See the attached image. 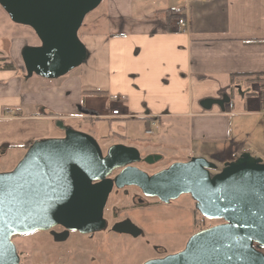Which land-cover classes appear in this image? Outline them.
Segmentation results:
<instances>
[{
  "label": "crops",
  "instance_id": "obj_1",
  "mask_svg": "<svg viewBox=\"0 0 264 264\" xmlns=\"http://www.w3.org/2000/svg\"><path fill=\"white\" fill-rule=\"evenodd\" d=\"M140 6L107 0L80 37L86 62L40 85L28 83L20 56L34 44L15 30L20 25L6 30L0 8V151L49 137L56 119L86 118L109 120L118 137L130 130L122 144L143 145L145 155L167 151L169 164L202 157L220 169L243 152L264 162V102L250 87L264 83V0ZM136 127L150 138L138 141Z\"/></svg>",
  "mask_w": 264,
  "mask_h": 264
},
{
  "label": "water",
  "instance_id": "obj_2",
  "mask_svg": "<svg viewBox=\"0 0 264 264\" xmlns=\"http://www.w3.org/2000/svg\"><path fill=\"white\" fill-rule=\"evenodd\" d=\"M101 1L0 0L9 19L29 27L39 41L20 50L26 79H57L86 62L89 52L78 31ZM54 126L62 137L27 141L17 164L0 171V264H18L15 235L55 225L83 234L104 230L110 193L130 186L163 203L187 194L204 218L221 221L192 234L178 253L145 264H264V162L259 157L243 152L220 169L190 157L149 174L135 164L153 165L161 154L142 157L136 147L122 143L103 152L96 139L64 120L56 119ZM131 227L137 228L124 220L113 230L131 232Z\"/></svg>",
  "mask_w": 264,
  "mask_h": 264
},
{
  "label": "rangeland",
  "instance_id": "obj_3",
  "mask_svg": "<svg viewBox=\"0 0 264 264\" xmlns=\"http://www.w3.org/2000/svg\"><path fill=\"white\" fill-rule=\"evenodd\" d=\"M106 1L107 0H102L97 8H95L85 16L78 31L79 38L84 33L86 24H88L97 13L99 14L105 8ZM184 2L185 0H141L142 7L140 6V9H145L146 6L151 9L179 8V6H182ZM2 15L4 22L2 24L7 31L10 30L11 32V27H15L14 25L18 24L13 23L5 12ZM16 27L18 28H15V30H20V33L26 36L34 45L39 44L36 35L29 27L22 25ZM7 31L6 33L9 34L10 32L8 33ZM75 69H73L72 71H75ZM29 79V84H33L35 81H38V85H40L47 81L36 75L32 76ZM259 82L260 81L258 80H254L253 83H250V87L253 91H256V95H259L260 98L262 96L261 93L263 89L262 87H264V83ZM65 122L72 126L74 129L91 135L99 143L103 152L106 151L110 142L114 141L117 138V140H120L121 143H128L126 139H128L131 134V131L129 130L126 138L118 137L116 134H114V129L110 127L109 120H89L84 118L75 120L66 119ZM134 134H136V138H138L137 140L141 142H145L148 138H150L145 137L142 133V129L139 127H136V132ZM58 135H60L59 131L55 128V126H52L51 124L49 137H55ZM139 147L141 155H145L146 150L143 148V145H139ZM158 151L161 152V154L164 156L161 161L155 163L153 166L142 165L140 168L150 174L156 170L161 169L164 166H167L169 164V161L171 160L170 153L164 150ZM24 152V148L20 146H11L7 150L2 149L0 151V171H8L12 169L20 160ZM110 202L127 204L130 203V198L125 197L120 193L116 198L112 197L110 199ZM149 205L150 206L144 207L142 209H136V211H134L132 214V219L136 220L146 231V234L151 243L162 245L168 250L181 249L184 243L187 242L192 234L221 222L219 220H210L204 218L194 208L193 201L187 194L179 196L177 199L172 200L170 203L161 202V204H159L157 202L155 203V201H151L149 202ZM116 245L120 246L121 244L118 242L116 243ZM129 250L130 256L137 261L149 255L151 252L150 248L146 247V245L139 239L130 241Z\"/></svg>",
  "mask_w": 264,
  "mask_h": 264
},
{
  "label": "flooded vegetation",
  "instance_id": "obj_4",
  "mask_svg": "<svg viewBox=\"0 0 264 264\" xmlns=\"http://www.w3.org/2000/svg\"><path fill=\"white\" fill-rule=\"evenodd\" d=\"M59 134L55 137L63 136L60 131ZM135 165L140 168L147 164L139 162ZM118 172L119 170H115L112 176ZM120 193L129 197L130 203L110 202L112 197L116 198ZM151 201L161 204V201L156 198L143 196L137 187L130 186L119 190L113 188L103 211V217L106 220L104 230L93 234H83L67 230L61 225H55L45 231L15 235L11 241L18 254V264H145L149 260L161 259L178 253L186 243L177 250H168L162 245L151 243L146 231L136 220L132 219V214L136 209L150 206ZM124 220H130L137 228L132 229L131 227V232L114 231L113 226ZM138 239L151 250L149 255L139 261L134 260L129 254L130 241ZM118 242L120 246L116 245Z\"/></svg>",
  "mask_w": 264,
  "mask_h": 264
},
{
  "label": "built area",
  "instance_id": "obj_5",
  "mask_svg": "<svg viewBox=\"0 0 264 264\" xmlns=\"http://www.w3.org/2000/svg\"><path fill=\"white\" fill-rule=\"evenodd\" d=\"M176 26H177V29H179L180 31H185L186 30V21L184 18H178L176 20ZM262 100L264 102V91H262ZM9 115H11V113L9 112ZM112 115H118V110L115 109L112 111ZM155 126V123L153 124ZM146 134H151L152 133V129H147L146 131Z\"/></svg>",
  "mask_w": 264,
  "mask_h": 264
},
{
  "label": "trees",
  "instance_id": "obj_6",
  "mask_svg": "<svg viewBox=\"0 0 264 264\" xmlns=\"http://www.w3.org/2000/svg\"><path fill=\"white\" fill-rule=\"evenodd\" d=\"M178 12H179L178 10L174 11L172 16H175L177 18L179 16ZM12 67H13L12 64L2 66V68H12Z\"/></svg>",
  "mask_w": 264,
  "mask_h": 264
}]
</instances>
